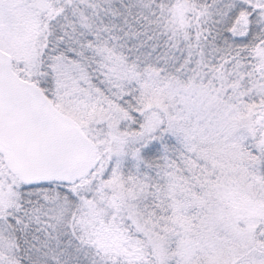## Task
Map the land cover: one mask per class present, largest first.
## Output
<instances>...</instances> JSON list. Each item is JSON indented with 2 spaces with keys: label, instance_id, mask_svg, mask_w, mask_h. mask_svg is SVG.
Masks as SVG:
<instances>
[{
  "label": "snow or ice",
  "instance_id": "6c2138e0",
  "mask_svg": "<svg viewBox=\"0 0 264 264\" xmlns=\"http://www.w3.org/2000/svg\"><path fill=\"white\" fill-rule=\"evenodd\" d=\"M0 264H264V0H0Z\"/></svg>",
  "mask_w": 264,
  "mask_h": 264
}]
</instances>
